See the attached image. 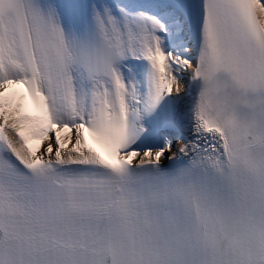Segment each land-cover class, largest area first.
Here are the masks:
<instances>
[{"label":"snow or ice","instance_id":"6c2138e0","mask_svg":"<svg viewBox=\"0 0 264 264\" xmlns=\"http://www.w3.org/2000/svg\"><path fill=\"white\" fill-rule=\"evenodd\" d=\"M0 264H264V0H0Z\"/></svg>","mask_w":264,"mask_h":264}]
</instances>
